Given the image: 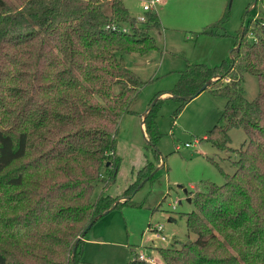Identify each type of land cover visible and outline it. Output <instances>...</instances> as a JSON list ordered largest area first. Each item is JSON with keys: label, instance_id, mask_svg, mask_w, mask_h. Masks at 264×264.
<instances>
[{"label": "trees", "instance_id": "16d2710c", "mask_svg": "<svg viewBox=\"0 0 264 264\" xmlns=\"http://www.w3.org/2000/svg\"><path fill=\"white\" fill-rule=\"evenodd\" d=\"M144 14V21L131 16L123 0H0V264H82L93 224L137 206L138 185L154 178L159 160L164 165L156 149L160 102L176 100L175 117L206 82L203 90L224 103L198 141L230 151L231 128L245 139L233 150V173L221 171V184L193 194L184 221L194 239L156 249L162 264H264L263 19H249L218 64L186 63L168 95L148 103L141 123L152 158L120 196L104 191L119 170V120L135 113L131 104L146 83L124 55L156 47L148 30L158 27L157 15ZM225 18L199 33L226 35ZM242 73L256 78L251 100Z\"/></svg>", "mask_w": 264, "mask_h": 264}, {"label": "rangeland", "instance_id": "374dc122", "mask_svg": "<svg viewBox=\"0 0 264 264\" xmlns=\"http://www.w3.org/2000/svg\"><path fill=\"white\" fill-rule=\"evenodd\" d=\"M123 1L131 16L145 15L142 5L147 0ZM150 10L155 11L159 22L158 27L148 30L156 47L144 55H124L127 67L146 83L131 104L135 113L125 114L119 120L116 136L119 170L104 190L114 197L122 194L135 171L152 158L140 127V115L148 103L173 87L186 63L218 64L234 47L235 36L249 19L264 20L260 0H158ZM224 12L222 30L226 35L199 33ZM240 87L248 100L257 94L256 78L248 73L241 74ZM223 103L222 97L202 90L174 117L179 103L171 98L160 102L155 121L161 136L156 149L164 157V165L159 160L154 178L138 185L132 196L137 206L115 208L93 224L86 235L82 264H128L139 253L151 255L153 264H162L156 248L178 246L179 242L194 239L184 221V215L195 209L193 194L204 191L210 183L221 184V171L233 173L236 159L233 150L239 149L245 139L241 129L231 128L227 131L230 151L198 141L218 121ZM186 142L189 145L185 147ZM101 188L95 187L94 197ZM158 224L163 240L155 237Z\"/></svg>", "mask_w": 264, "mask_h": 264}, {"label": "built area", "instance_id": "2783aa9c", "mask_svg": "<svg viewBox=\"0 0 264 264\" xmlns=\"http://www.w3.org/2000/svg\"><path fill=\"white\" fill-rule=\"evenodd\" d=\"M157 1L158 0H147V2H144V4L142 5V9L144 11L150 10ZM137 19L139 21H144V16H139ZM262 23L264 24V22H262ZM115 28H118V27L114 26L113 29H115ZM121 30L126 31V27H121ZM195 142L196 141L193 139V144H195ZM183 145L186 147L189 145V143L186 142ZM175 148L178 149L177 146ZM172 208H173V206H172ZM155 229L157 231L156 233H158V235H155V237L163 240L164 238L162 237V235H160L161 225L160 224L156 225ZM137 260L141 261L144 264H153V262H154L151 255H146L144 253L137 254Z\"/></svg>", "mask_w": 264, "mask_h": 264}, {"label": "water", "instance_id": "95a60500", "mask_svg": "<svg viewBox=\"0 0 264 264\" xmlns=\"http://www.w3.org/2000/svg\"><path fill=\"white\" fill-rule=\"evenodd\" d=\"M207 86V82L200 88V91L203 90L205 87ZM145 112V110H144ZM144 114V113H143ZM143 184V181L140 183V186ZM187 201H190L189 198H186ZM91 226V224L88 225L87 229ZM86 229V230H87ZM86 230L81 234V236L79 237V239H81L83 237V235L85 234ZM78 242V241H77ZM76 242V243H77ZM76 246V245H75Z\"/></svg>", "mask_w": 264, "mask_h": 264}, {"label": "crops", "instance_id": "0c3cea01", "mask_svg": "<svg viewBox=\"0 0 264 264\" xmlns=\"http://www.w3.org/2000/svg\"><path fill=\"white\" fill-rule=\"evenodd\" d=\"M166 94L168 95L167 92H164V91L162 92V95H166ZM133 111H134V110H133ZM134 112H135V111H134ZM143 113H144V111H143ZM143 113H142V114H143ZM142 114L140 115V116H141L140 118H142ZM141 120H142V119H141ZM140 127H141V129L143 128L142 123L140 124ZM202 137H204V135H203Z\"/></svg>", "mask_w": 264, "mask_h": 264}]
</instances>
